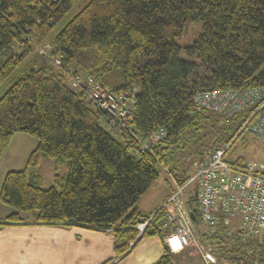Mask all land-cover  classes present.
<instances>
[{
  "label": "trees",
  "instance_id": "trees-1",
  "mask_svg": "<svg viewBox=\"0 0 264 264\" xmlns=\"http://www.w3.org/2000/svg\"><path fill=\"white\" fill-rule=\"evenodd\" d=\"M80 1L0 0V86L11 82L0 95V156L16 131L37 138L25 167L2 178L0 201L13 211L0 228L31 221L111 232L114 256L107 263L124 258L143 238L157 237L162 250L151 264H175L177 254L162 241L165 211H152L137 238L134 225L152 212L136 204L159 166L175 170L178 150L202 161L243 135L236 136L240 113L225 121L196 111L193 98L264 87V0H87L73 12ZM194 21L201 30L183 47L197 58L189 61L180 58L175 39ZM76 76H91L112 93L135 90L132 130L108 129L105 113L72 87L69 78ZM160 127L165 136L141 151V140ZM43 157L68 164L66 176L55 173L47 188L36 172ZM196 228L200 244L220 264H264V239L242 240L227 226Z\"/></svg>",
  "mask_w": 264,
  "mask_h": 264
},
{
  "label": "built area",
  "instance_id": "built-area-1",
  "mask_svg": "<svg viewBox=\"0 0 264 264\" xmlns=\"http://www.w3.org/2000/svg\"><path fill=\"white\" fill-rule=\"evenodd\" d=\"M55 64H59L58 59ZM69 79L72 87L81 88L85 98L105 113L104 124L108 129L132 130L135 90L112 93L91 76ZM193 107L196 111L219 114L225 121L240 113L242 122L236 136L248 134L264 142V87L242 86L197 93ZM165 133L162 127L154 130L146 140H141L140 150L149 149ZM234 139L208 151L204 160H195L192 175L181 185L177 184L159 206L165 211L162 241L170 252L177 254L192 248L202 264H220L200 244L196 223L203 224L209 232L227 226L242 240L264 239V162L237 163L235 159L239 155L228 157ZM191 198L194 202H190ZM193 209L196 221L191 218ZM154 214L134 225L137 238Z\"/></svg>",
  "mask_w": 264,
  "mask_h": 264
},
{
  "label": "crops",
  "instance_id": "crops-1",
  "mask_svg": "<svg viewBox=\"0 0 264 264\" xmlns=\"http://www.w3.org/2000/svg\"><path fill=\"white\" fill-rule=\"evenodd\" d=\"M136 205L146 213L156 209L149 211L154 205H141L140 199ZM12 211L0 201V219ZM113 240L111 232L79 226L31 221L6 225L0 228V264H151L162 250L159 238H143L124 258L107 263L114 256Z\"/></svg>",
  "mask_w": 264,
  "mask_h": 264
},
{
  "label": "rangeland",
  "instance_id": "rangeland-1",
  "mask_svg": "<svg viewBox=\"0 0 264 264\" xmlns=\"http://www.w3.org/2000/svg\"><path fill=\"white\" fill-rule=\"evenodd\" d=\"M86 1L87 0H81L79 6H76L73 12H75ZM69 17L70 14H67L55 29L60 28ZM200 30L201 25L199 21L191 22L186 26L183 34L175 39L176 43L182 47L179 54L180 58L189 61H197V58L188 55L183 47L192 44L194 39L200 33ZM10 84L11 82H8L0 86V95L8 89ZM36 144V137L21 131L14 132L10 143L0 156V184L6 171L10 169L19 170L25 167L28 155ZM234 155L243 156L246 161L249 162L262 163L264 162V142L248 134H243L236 140L231 151L228 153V157ZM195 160L197 159L194 154H189L186 150H178L174 155L175 170L173 172L169 170L171 165L168 168L159 166V175L147 191H145L140 197V204L149 207L154 205L149 211H152L153 208L155 209L163 199H166L171 194L177 185V180L184 177V174L189 177L192 175L195 168ZM36 172L41 176V185L47 188L54 186L53 175L55 173L66 176L68 172V164L63 163L62 165L57 166L52 158L43 157ZM192 187L193 185L190 186V189H192ZM33 216L34 213L32 212L27 218ZM195 225L200 229H204L203 224L196 223ZM177 255L173 256L175 264H202L199 258L193 255L192 248L177 253Z\"/></svg>",
  "mask_w": 264,
  "mask_h": 264
},
{
  "label": "water",
  "instance_id": "water-1",
  "mask_svg": "<svg viewBox=\"0 0 264 264\" xmlns=\"http://www.w3.org/2000/svg\"><path fill=\"white\" fill-rule=\"evenodd\" d=\"M195 213H196V210L193 209V211L191 212V218H192L194 221H196V219H195Z\"/></svg>",
  "mask_w": 264,
  "mask_h": 264
}]
</instances>
